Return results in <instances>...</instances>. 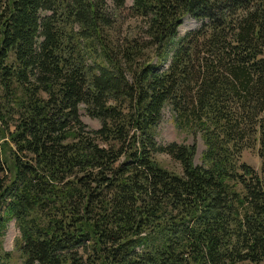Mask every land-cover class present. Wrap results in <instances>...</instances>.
Wrapping results in <instances>:
<instances>
[{
  "label": "trees",
  "instance_id": "trees-1",
  "mask_svg": "<svg viewBox=\"0 0 264 264\" xmlns=\"http://www.w3.org/2000/svg\"><path fill=\"white\" fill-rule=\"evenodd\" d=\"M9 221L21 264H264V0H0Z\"/></svg>",
  "mask_w": 264,
  "mask_h": 264
},
{
  "label": "rangeland",
  "instance_id": "rangeland-1",
  "mask_svg": "<svg viewBox=\"0 0 264 264\" xmlns=\"http://www.w3.org/2000/svg\"><path fill=\"white\" fill-rule=\"evenodd\" d=\"M126 6L131 5L132 0H124ZM201 21L195 20L188 16H185L177 29V36H182L183 34L193 31L200 27ZM79 120L88 130H97L99 125L95 120L88 119L83 110L79 111ZM156 141L159 144L166 145L174 143L176 145L193 146L195 154L192 160L194 166L200 165V157L204 151V147L198 136H191L185 133L179 132L174 126L172 114L169 109L164 108L161 111V121L157 127ZM257 147L255 146L251 150H247L241 153L240 163L245 164L250 167L256 173H259L260 161L256 153ZM157 162L165 170L172 172L174 174H179L180 170L178 166L172 163L167 157L159 156L156 158ZM18 239V232L15 227L14 221H9L5 223L3 229L0 231V250L2 253H7L10 255L9 264H21L19 253L15 249V243Z\"/></svg>",
  "mask_w": 264,
  "mask_h": 264
}]
</instances>
